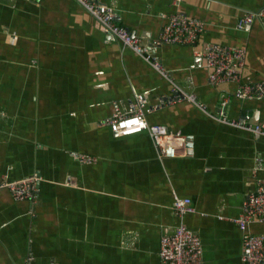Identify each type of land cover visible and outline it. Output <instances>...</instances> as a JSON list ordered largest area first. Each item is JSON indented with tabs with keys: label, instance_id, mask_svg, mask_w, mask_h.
<instances>
[{
	"label": "crops",
	"instance_id": "0c3cea01",
	"mask_svg": "<svg viewBox=\"0 0 264 264\" xmlns=\"http://www.w3.org/2000/svg\"><path fill=\"white\" fill-rule=\"evenodd\" d=\"M92 1L112 7L147 58L76 0H0V182L41 178L35 204L0 189V264H160V235L177 223L174 195L195 207L184 221L203 263L241 264L234 219L264 178V134L217 117L259 124L264 96L239 99L234 84L211 85L200 52L243 47L244 79L264 81V21L236 25L264 0H181L203 31L194 45L160 46L153 42L171 0ZM139 95L149 123L187 137L176 157H158L146 132L121 136L101 124ZM74 153L96 161L79 163ZM249 228L264 236V222Z\"/></svg>",
	"mask_w": 264,
	"mask_h": 264
},
{
	"label": "built area",
	"instance_id": "2783aa9c",
	"mask_svg": "<svg viewBox=\"0 0 264 264\" xmlns=\"http://www.w3.org/2000/svg\"><path fill=\"white\" fill-rule=\"evenodd\" d=\"M87 12L101 22L104 32L112 34L119 39L121 44L130 48L138 55H144V47L139 39L131 34L125 27L115 23L111 6L102 5L92 0H76ZM181 0H171L173 11L167 16L153 44H181L194 45L198 36L202 33L204 22L197 18H188L180 9ZM256 18L264 21V4L257 11H249L238 19L236 25L243 28ZM204 64L208 69V81L211 85L232 83L235 85L233 95L239 99H254L264 96V81H252L244 79L243 67L246 57V49L243 47H229L214 45L200 52ZM151 65L163 76L167 73L159 61L154 60ZM181 99L196 102L193 94L178 91ZM227 103L223 99L222 105ZM151 108V107H150ZM146 99L139 95L125 111L115 107L113 113L102 120V125H107L110 130L121 136L146 132L156 148L157 156L176 157L186 148L187 137L179 131H169L164 125L149 123L146 120ZM221 114V112H220ZM217 119L223 123H229L241 129L253 133L264 134V120L255 125H246L240 120H228L221 115ZM73 158L79 163H94L95 156L84 153H74ZM41 180L38 175H28L15 180L0 182V189L7 188L15 200H28L37 202V185ZM171 210L177 219L170 232H164L159 238L158 256L160 264H204L202 258L201 243L196 232L187 227L184 217L195 212V207L189 197L173 196ZM234 222L241 231V264H264V236L251 231L250 224L264 222V178L256 180L254 191L247 194L241 204L240 214Z\"/></svg>",
	"mask_w": 264,
	"mask_h": 264
},
{
	"label": "water",
	"instance_id": "95a60500",
	"mask_svg": "<svg viewBox=\"0 0 264 264\" xmlns=\"http://www.w3.org/2000/svg\"><path fill=\"white\" fill-rule=\"evenodd\" d=\"M187 146H190V143H187Z\"/></svg>",
	"mask_w": 264,
	"mask_h": 264
}]
</instances>
